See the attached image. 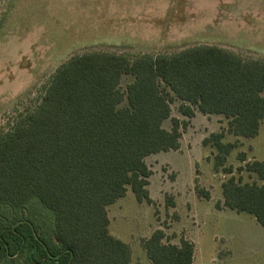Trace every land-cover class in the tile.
Masks as SVG:
<instances>
[{"label":"trees","instance_id":"trees-1","mask_svg":"<svg viewBox=\"0 0 264 264\" xmlns=\"http://www.w3.org/2000/svg\"><path fill=\"white\" fill-rule=\"evenodd\" d=\"M125 76L134 79L124 89ZM176 99L188 118L197 109L227 120L203 141L216 151L214 171L231 175L223 206L264 228V184L234 176L264 182V162L240 153L245 165L235 169L228 163L239 145L225 142L256 138L264 125V61L217 46L136 57L93 52L59 66L39 104L0 129V264H132L131 246L110 233L108 207L129 188L139 203H153L146 159L179 150L188 126L172 119ZM165 239L157 230L142 242L152 264H194L193 242Z\"/></svg>","mask_w":264,"mask_h":264},{"label":"rangeland","instance_id":"rangeland-1","mask_svg":"<svg viewBox=\"0 0 264 264\" xmlns=\"http://www.w3.org/2000/svg\"><path fill=\"white\" fill-rule=\"evenodd\" d=\"M198 46L264 61V0H0V129L35 108L56 69L75 55H174ZM133 79L125 76L123 88ZM182 106L172 103V119L188 122L181 148L146 159L153 203H139L129 188L108 207L111 235L131 246L132 264H152L142 242L157 230L165 242H193L194 264H264V228L223 206L222 184L231 175L214 171L216 151L203 145L227 120L197 109L188 118ZM164 127L171 130V119ZM225 142L239 145L228 163L235 169L245 165L240 153L264 162V125L256 138L227 135ZM234 176L264 184L247 172Z\"/></svg>","mask_w":264,"mask_h":264}]
</instances>
